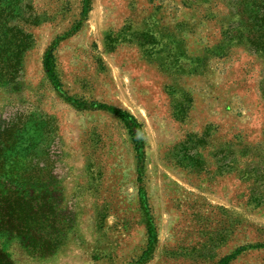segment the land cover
Masks as SVG:
<instances>
[{"label":"rangeland","instance_id":"374dc122","mask_svg":"<svg viewBox=\"0 0 264 264\" xmlns=\"http://www.w3.org/2000/svg\"><path fill=\"white\" fill-rule=\"evenodd\" d=\"M261 1L0 0L9 264H264Z\"/></svg>","mask_w":264,"mask_h":264},{"label":"trees","instance_id":"16d2710c","mask_svg":"<svg viewBox=\"0 0 264 264\" xmlns=\"http://www.w3.org/2000/svg\"><path fill=\"white\" fill-rule=\"evenodd\" d=\"M258 7L263 11L261 14L260 22L262 30L257 32L258 35L251 38L252 45L264 54V0L261 1ZM51 52H47L44 57V69L49 78L56 84H59L58 78L55 75L52 65ZM263 95H264V83H263ZM121 121L128 129L129 134L135 140V136L141 133L140 126L137 124L135 118L130 114L123 112L120 116ZM129 119V120H127ZM45 223V218L37 213L28 214V209L25 205L21 204L19 198L12 195L0 196V228L3 230L6 226L16 229L19 234L30 235L33 231L41 228ZM151 233V230H149ZM149 233V240H151V234ZM0 264H9L6 258L0 254Z\"/></svg>","mask_w":264,"mask_h":264}]
</instances>
